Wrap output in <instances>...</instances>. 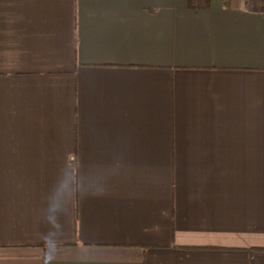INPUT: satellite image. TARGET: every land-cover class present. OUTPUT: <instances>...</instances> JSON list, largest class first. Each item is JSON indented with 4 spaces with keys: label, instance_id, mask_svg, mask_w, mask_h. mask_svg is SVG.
Segmentation results:
<instances>
[{
    "label": "crops",
    "instance_id": "0c3cea01",
    "mask_svg": "<svg viewBox=\"0 0 264 264\" xmlns=\"http://www.w3.org/2000/svg\"><path fill=\"white\" fill-rule=\"evenodd\" d=\"M0 264H264V0H0Z\"/></svg>",
    "mask_w": 264,
    "mask_h": 264
},
{
    "label": "trees",
    "instance_id": "16d2710c",
    "mask_svg": "<svg viewBox=\"0 0 264 264\" xmlns=\"http://www.w3.org/2000/svg\"><path fill=\"white\" fill-rule=\"evenodd\" d=\"M226 4L228 2V0H225ZM246 6L249 8V1L246 2Z\"/></svg>",
    "mask_w": 264,
    "mask_h": 264
}]
</instances>
